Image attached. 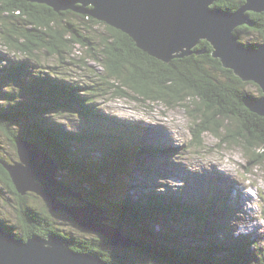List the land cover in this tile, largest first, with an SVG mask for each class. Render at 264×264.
<instances>
[{"label":"trees","instance_id":"1","mask_svg":"<svg viewBox=\"0 0 264 264\" xmlns=\"http://www.w3.org/2000/svg\"><path fill=\"white\" fill-rule=\"evenodd\" d=\"M243 1L217 0L215 6L229 9ZM77 5L81 6L80 3ZM250 15L252 25L239 26L236 34L241 36V39H243L242 33L251 34L249 45L256 46L259 38L264 40V13L251 12ZM95 24H105L106 30L100 32L96 27L93 30H97L93 31L91 28ZM0 36L9 48L27 56V58L8 62V66L5 64L1 66L0 129L14 140L19 136L30 137L31 142L36 143L45 152L56 155L62 164L65 163L70 168L69 170L81 169L91 179L96 178L101 172H107L111 166L109 161H113L115 163L113 164L114 174H119V179L113 178V182L108 187L115 191V194L106 197L101 194L100 200H97L94 197L96 194L86 192V189L82 187L77 188L73 184H67L79 192L88 193L87 198H92L95 203L103 207L108 212L109 222L107 223L119 229L121 226L119 223L125 226H135L141 236L135 233L133 238L139 242L141 249H145L154 260L162 264H165L167 258L173 262L170 264H252L250 262L255 260V255L244 241L234 237L226 240L215 239L213 242H186L187 238L195 239L201 233L198 225L206 224L208 221L207 214L202 211L200 204L181 203L178 196L172 195L169 191L160 194L155 192L158 191L157 189L149 193L141 192L144 198H136L126 192V183L129 182L126 181L125 174L130 173L128 164L138 160L136 154L141 156L147 151L145 149L140 151L139 148L127 145L115 138V133L122 135L124 132L112 128L107 130L110 134H104L100 128H96L97 131L92 134L88 131L89 135L85 132H67L62 124L56 122L54 124L47 118L48 115L68 111L75 103L82 104L78 105L80 112L74 110L82 114V119L91 120L95 116L92 119L95 121L97 118H104L106 115L101 112L94 114L95 108L91 104L99 100L96 97L100 95L104 97L107 93H112L111 96L114 98L130 96L141 102L142 100L158 101L165 102L169 106L178 104L186 106L187 99L190 98L194 103L192 99L197 98L198 100L195 101L200 104V107L196 109L198 113H192L199 120L196 123L198 127L196 138L203 137L206 131L221 136V130L225 127L227 135L232 137L231 141L243 143L249 149H259L257 154L249 156V160L260 165L264 163V116L252 111L248 104L255 102L262 94V90L254 82L243 81L232 70L223 67L220 59L212 56L214 46L211 42L201 40L193 48L190 56L173 58L165 62L139 48L134 38L126 32L90 14L69 9L58 12L46 4L31 0H0ZM76 45L87 48L86 56L77 55L69 62H65L64 52L72 54ZM35 51L39 54H35ZM51 55L59 58L60 63L65 66L73 65L75 62H84L86 57L93 58L103 67V72L93 69L87 78H84L89 82H72L73 84L68 83L70 85L66 86L65 75L61 74L67 73L62 72L64 69H53L48 61L49 57L52 60ZM42 64L49 65V69L39 71L38 68ZM55 65L60 66L58 63ZM36 69L38 70L37 76L33 74ZM52 71L56 75L50 76ZM29 73L35 79L26 83ZM93 75H95V80L91 82ZM57 78L62 79L61 82L65 87L64 95L59 94ZM6 79L11 80L14 92L2 93L3 89L6 90L4 87ZM18 83H22V88L18 87ZM82 83L85 84L81 87ZM249 84L256 85L257 92L248 89ZM82 88L88 91L84 92L83 99L77 94L78 91H84ZM27 89H32L36 95L27 94ZM19 97L22 101L17 100ZM26 98H29L30 104L26 102ZM63 105L64 110H62ZM226 118L241 123L244 134L241 133V129L234 131L231 126H226L224 124ZM35 131L40 136L39 138L35 137L37 135ZM70 135L80 142L84 140L96 142L98 137L106 136L104 150H99L103 158L90 157L92 153L89 148L84 149L89 152L83 153V158H75L76 152L70 149L68 153L64 151L63 154L59 150L66 149L65 143L71 142L72 136ZM96 144L100 145V143ZM74 147L80 152L83 151L76 144ZM159 151L166 152L160 149ZM63 155H66V158L62 157ZM12 161H6L0 156V180L9 194L17 199L21 197L17 200L21 206H16L21 212L19 222L23 225L28 221L31 225H27L24 232L28 237L32 234H39L43 237L50 234L61 236L59 230L52 226L50 220L52 215L45 203L34 193L21 195L17 191L9 171L4 166V164H13ZM129 185L132 187L131 184ZM36 199L40 200L39 205ZM26 200H32L29 208L22 205ZM175 214L186 220V223L190 221L197 226L189 227L185 231L151 226L154 225L153 221H150L153 218L158 219L163 215L167 219H173ZM0 224L4 225L1 220ZM165 225L170 226L167 223ZM9 229L10 227L7 228ZM9 232L20 237L11 230ZM124 235L128 236V233L125 232ZM62 236L75 250L98 254L107 264H134L127 258H122L121 248L111 245L110 241L104 237H102L103 241H99L95 238ZM258 254L260 255L258 264H264V249L259 250ZM156 261L154 263L157 264Z\"/></svg>","mask_w":264,"mask_h":264},{"label":"rangeland","instance_id":"2","mask_svg":"<svg viewBox=\"0 0 264 264\" xmlns=\"http://www.w3.org/2000/svg\"><path fill=\"white\" fill-rule=\"evenodd\" d=\"M32 2L37 3L38 1ZM77 3L76 7H78ZM215 3L216 2L213 4L211 3L212 5L210 4L209 7L214 8ZM245 3L246 1H243L233 6L230 12L239 9ZM80 5L82 6L81 3ZM87 7L93 8L92 5ZM69 10L72 11L73 9ZM73 11L80 12L77 10ZM104 25L95 24L91 29L93 30L97 27L100 32H104L106 30ZM96 30L97 29L93 31ZM250 35L251 34L248 33H242L243 43H249V40H251ZM262 42H264V40L259 38L258 45ZM86 50L87 48L76 45V49L72 54L64 52L65 62H69L71 58L77 55L86 56ZM35 54H39V52L35 51ZM29 57L30 56H28V58ZM51 57L52 60H50L49 57L48 61L52 64L53 69H64L62 72L67 73L61 74L62 76L65 75L66 86L73 84L72 82H89L84 78H87L93 69L97 72H103V67L96 63L93 58L86 57V61L84 62H75L73 65L65 66V64L60 63V59L56 56L51 55ZM23 58H27V56L24 53H19L9 48L0 36V69L4 64L8 66V62L10 61ZM56 63L60 64V66L55 65ZM48 66L49 65L42 64L38 70L46 71L49 69ZM38 70L36 69L33 71V74L37 76ZM49 73L47 74L49 75ZM54 75H56V73L52 71L50 76ZM94 76L95 75H93L91 82L95 80ZM33 79H35V77L31 76L29 73L25 82H31ZM57 79L59 94L64 95L65 87L61 82L62 79ZM11 83L10 79H6V85L4 86L6 90L3 89L2 93L15 91ZM84 84L85 83L80 84L81 87ZM18 87L22 88V83H18ZM248 87V89L255 92L258 90V87L254 84H249ZM82 89L84 91H78L77 94L83 99L85 95L84 92L88 91L85 88ZM26 92L27 94L36 95V92L32 89H27ZM111 95L112 93H107L104 97L100 95V97H96V99L99 100L91 104L95 108V115L100 112L106 115L104 118H97L95 121H92L95 116L91 120H84L82 119V114L74 111H79L78 105L82 104L78 103L71 105L68 111L48 116L46 114V116L50 122L62 124L64 130L67 132H85L89 135L88 131H91L92 134V132L97 131L95 130L96 128H100L104 134H110L107 130L112 128L113 130L119 129V132H124V135L127 133L129 135L128 140L125 141L127 145H132L135 148L137 147L140 151L145 149L149 153L143 152L141 156L136 154L138 160L132 159L134 156L131 158L134 161L130 159V161H132L128 164V169H130L128 171L130 173L128 174L127 172V174H125L126 181L129 182L126 183V192L136 198H144L142 193L153 192L152 190L157 189L158 191L155 192H159L160 194L169 191L172 195L178 196L181 203L200 204L201 209L207 214L208 221L204 225L201 234L195 237V239L187 238L186 242H213V239L219 237L222 240H226L231 239L232 236L235 235L233 237L244 241L245 245H247L249 250L255 255V260L250 263L258 264L260 256L258 251L264 249V163L256 165L255 162L249 160V156L257 154L259 149H249V147L243 143L231 141L232 137L231 135H227L228 132L224 130L225 127L221 130V136L206 131L203 137L197 139L195 134L198 132V127H196V123H198L199 120L192 114L198 113L196 109L200 107V104L195 101L198 100L197 98L192 99L194 103L191 102L190 98L187 99L186 106H181L179 104L169 106L165 102H146L144 100L141 102L130 96L114 98ZM131 95L134 96L135 94ZM17 100L22 101V98L19 97ZM25 100L28 104L31 103L29 98ZM59 103L61 102L59 101ZM64 107L63 105L62 110H64ZM201 111L203 110L201 109ZM224 124L226 126H231V129L234 131L236 129H241V133L244 134L241 123H238L236 120L226 118ZM90 128H92V130H89ZM35 133L37 134L35 137L39 138L40 136L38 133L36 131ZM70 136H72L71 142L65 143L66 149L62 150L63 154L65 153L64 151L67 152L68 149H70L72 152H76V155H74L75 158H83V153L89 152L90 150L92 153L90 157L103 158L99 150L103 149L104 139L107 138L106 136L98 137L96 142L93 140H84L80 142L76 137H73V135ZM29 138L19 136L14 140L0 129V156L6 161H12L13 157V163L20 162L18 149L23 150L22 152L23 154L25 153V155L32 151H36V149L30 147L32 145H30L31 141ZM108 138L111 140L110 137ZM21 142H23V149H21ZM96 143H100V145L97 146ZM75 144L83 151L80 152L76 150L74 147ZM169 147L171 148L169 149ZM88 148L89 150L84 151V149ZM159 149L166 152L161 153ZM51 155L59 162L57 177L65 183L73 184L77 188L82 187L86 189V192L90 191L92 194H96L94 197L97 200H100L101 194L105 197L115 194V191L108 187V185L113 182V178L119 179V174H114L113 164L115 163L113 161H109L111 166L107 172H101L96 178L91 179L83 170L73 169V171H71L65 163L62 164L60 162L56 155H53V153ZM62 157L66 158V155ZM5 165L7 164H4V166ZM47 165H49V163H47ZM49 169L53 170L54 166L49 165ZM129 184H131L132 187H130ZM147 187L150 188L146 189ZM86 192L82 193L84 194V198L88 194ZM222 192H224L225 195L221 196ZM119 194L121 195V193ZM35 196L37 195L35 194ZM20 198L19 196L18 199ZM18 199L14 195L8 193L0 180V220L4 223V225H0L6 230L10 227L9 230L20 236H15L17 239L26 242L33 234L28 237L27 233L24 232L27 225H30L28 221H26L27 223L24 222L23 225L19 222V213L21 212L17 210L16 206L21 205L18 204ZM39 199L41 200V198ZM39 199H36L38 205L40 202ZM90 200L95 202L92 198ZM28 201L26 200V202L22 204L23 207L29 208L30 201L32 200ZM64 201L73 205H84L83 199L79 197L70 196L64 199ZM13 205H15V207ZM51 215L52 218H50V220L53 224L52 226L55 227L56 230H59L58 232L61 234V237L65 235L75 236L77 238H95L96 240L103 241V236L101 234L80 228L75 220L64 211H59L54 214L51 213ZM163 215L159 216L158 219L153 218V220H150L153 221L154 224L151 226L159 229L167 228L177 231H185L188 230L189 227L197 226L190 221L186 223V220L176 214L173 219H167ZM165 223L170 226H166ZM242 223L243 225H241ZM119 224L121 225L120 229L122 232L128 233L129 238L137 243L129 248L120 247V253H122V255L120 254L121 257L124 259L127 258L129 262L134 264H156L154 263L156 260L151 258L150 254L145 249H141L139 242L133 238L135 233L141 236V233L137 231L136 227ZM209 228L212 229V234L207 235V233H203ZM120 229L119 231L121 232ZM123 233L122 235H124ZM254 239L257 240L253 241ZM71 248L74 250L73 247ZM74 251L82 252L77 250ZM156 262L157 264H162L158 261ZM170 263L173 262L167 258L165 264Z\"/></svg>","mask_w":264,"mask_h":264},{"label":"water","instance_id":"3","mask_svg":"<svg viewBox=\"0 0 264 264\" xmlns=\"http://www.w3.org/2000/svg\"><path fill=\"white\" fill-rule=\"evenodd\" d=\"M32 1L45 3L58 12L73 9L90 14L128 33L147 53L165 62L191 55L201 40L208 39L214 45L212 56L219 58L223 67L261 88L262 94L248 106L264 116V42L250 46L236 34L239 26L252 25L247 11L264 12V0H246L232 14L216 6L210 8L216 0ZM77 2L82 6L76 7ZM89 5L93 8L85 9ZM30 143L35 152L25 155L19 149L20 162L5 165L21 195L35 193L50 213L66 212L80 228L101 234L115 247L137 244L107 223L103 207L57 177L59 162L51 154ZM20 144L22 149L23 142ZM47 163L54 169L50 170ZM70 196L83 199L84 205L64 201ZM19 240L0 225V264H107L98 255L74 251L68 240L56 234H33L26 242Z\"/></svg>","mask_w":264,"mask_h":264},{"label":"bare ground","instance_id":"4","mask_svg":"<svg viewBox=\"0 0 264 264\" xmlns=\"http://www.w3.org/2000/svg\"><path fill=\"white\" fill-rule=\"evenodd\" d=\"M222 1V0H221ZM235 1V0H234ZM244 1H246V0H244ZM216 2V1H215ZM38 3V2H37ZM40 3V2H39ZM217 3V2H216ZM212 5V4H211ZM210 6V5H209ZM213 7V6H212ZM219 8V7H218ZM85 9H88V8H85ZM221 9H223V8H221ZM231 9L232 8H229V9H223V10H225V11H227V12H230L231 11ZM237 10V9H236ZM236 10H234V11H232V12H230L231 14L233 13V12H235ZM250 12H253V11H251V10H249V11H247L246 12V14L248 15V17H249V20L250 21H252L251 20V16H250ZM257 13H259V12H257ZM260 13H264V12H260ZM109 24V23H108ZM111 25V24H110ZM247 25H249V24H247ZM249 26H251V25H249ZM115 27V26H114ZM128 34V33H127ZM131 36V35H130ZM206 40H208V39H206ZM209 41V40H208ZM209 42H211V41H209ZM212 43V42H211ZM139 46V45H138ZM214 46V45H213ZM140 47V46H139ZM141 48V47H140ZM141 49H143V48H141ZM144 50V49H143ZM145 51V50H144ZM203 52H204V50H203ZM221 112V111H220ZM128 137H129V135L128 134H126V135H124V133L121 135V134H117V133H115V138L116 139H118V140H120V141H122V142H125V141H127L128 140ZM24 139V138H23ZM17 148H18V146H17ZM264 148V147H263ZM23 149V148H22ZM19 150V149H18ZM17 150V151H18ZM25 154V153H24ZM19 156V155H18ZM6 170H7V168H6ZM9 173V172H8ZM10 175V174H9ZM239 185V184H238ZM240 186V185H239ZM149 187H147L146 189H148ZM28 193H33V192H28ZM35 194V193H34ZM74 197V196H73ZM68 215V214H67ZM8 231V233H10V234H12V235H14L12 232H9V230H7ZM123 233V232H122ZM99 234V233H98ZM124 234V233H123ZM15 236V235H14ZM124 237H126V238H129V236H126V235H124ZM29 239V238H28ZM130 239V238H129ZM71 246V245H70ZM75 250V249H74ZM106 262V261H105Z\"/></svg>","mask_w":264,"mask_h":264}]
</instances>
